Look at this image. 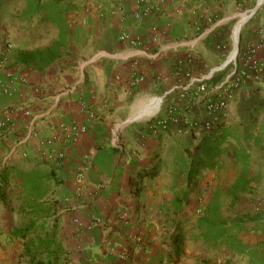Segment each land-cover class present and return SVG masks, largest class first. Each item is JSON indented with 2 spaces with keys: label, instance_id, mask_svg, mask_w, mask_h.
Returning <instances> with one entry per match:
<instances>
[{
  "label": "crops",
  "instance_id": "0c3cea01",
  "mask_svg": "<svg viewBox=\"0 0 264 264\" xmlns=\"http://www.w3.org/2000/svg\"><path fill=\"white\" fill-rule=\"evenodd\" d=\"M258 3L79 0L77 10L66 15L71 34L45 65L23 57L46 51L56 40L47 22L21 20L30 42L20 36L4 63L10 40L0 29V169L8 172L0 199V264L28 263L25 241L10 233L28 223L15 224L26 214L27 199L17 173L32 169H39L48 187L44 199L52 208L46 225L55 223L60 264H200L204 256L187 254L188 242L178 254L173 249L183 216L198 198L186 180V149L196 150L198 138L182 124H156L174 102L171 97L152 111L148 105L186 81L187 69L196 74L220 62L230 19ZM261 5L243 26L241 59L254 47V56L264 61ZM192 112V119L201 117L202 110ZM216 118L230 135L218 163L227 154L238 168L225 181L228 197L244 168L247 187L236 199L246 206L264 192V78L245 83ZM117 122L123 124L122 148L110 143ZM256 231L263 237L249 244L264 240ZM237 256L223 248L209 264H251Z\"/></svg>",
  "mask_w": 264,
  "mask_h": 264
},
{
  "label": "trees",
  "instance_id": "16d2710c",
  "mask_svg": "<svg viewBox=\"0 0 264 264\" xmlns=\"http://www.w3.org/2000/svg\"><path fill=\"white\" fill-rule=\"evenodd\" d=\"M9 0H0V10L5 7ZM23 1V8L19 12L20 20L33 21L35 18L47 22L57 31V38L46 51L34 54L28 53L23 58L26 61L37 60L40 65L51 62L58 53V47L65 44L66 38L71 34L67 13L77 10L79 0H13ZM39 53V54H38ZM223 72L213 75L207 80L208 84L216 82L222 77ZM224 121H217L210 131L204 132L198 137L195 145L196 150L187 147L189 164L186 171L188 185H195L194 180L199 178L201 172L214 169L218 164V158L224 151V142L229 133L224 129ZM239 152L235 150V156ZM243 168L236 181L229 187V193L233 195L232 200H236L237 194L247 187L244 181ZM18 185L27 193L25 199L26 207L23 211L28 215H34L32 221L23 227L12 230L10 237L21 238L24 242V255L28 258L27 264H60L62 249L55 239V223L50 227L46 223L51 220L45 213L52 208L50 202L44 199L48 187L45 178L40 174L39 169L21 171L17 173ZM8 184V172L4 168L0 169V199L3 198L5 187ZM215 194L202 207L201 213L196 219V226L199 228L197 239L204 240L207 247L226 246L234 255L247 257L251 264H264V240L255 244L244 242L240 233L247 230H259L264 233V214L260 211L255 213L237 212L235 214H225L219 204ZM31 208V210H29ZM39 224V225H37ZM50 228V229H49ZM36 230L38 233L35 234ZM185 242V232L177 231L173 240V249L179 253L181 245Z\"/></svg>",
  "mask_w": 264,
  "mask_h": 264
},
{
  "label": "built area",
  "instance_id": "2783aa9c",
  "mask_svg": "<svg viewBox=\"0 0 264 264\" xmlns=\"http://www.w3.org/2000/svg\"><path fill=\"white\" fill-rule=\"evenodd\" d=\"M259 6L260 3L234 14L228 46L220 62L209 66L201 73L191 75L187 73L186 81L179 82L162 95L156 96L160 104L169 97L174 100L166 107L163 116L156 120L157 125L167 129L171 125L182 124L187 131L192 132L198 138L204 132L210 131L213 124L219 121L216 116L222 115L227 104L245 83L264 78V61L254 56V47H251V55L241 59L243 26L253 19ZM10 46V43H6L3 52ZM220 72H223L220 79L212 84L207 83L208 79ZM196 108L202 110L201 119L196 118L192 121L190 114ZM209 115L214 117L211 118ZM122 127L123 124L117 122L111 129L110 143L116 148L123 146ZM62 155V152L56 153L57 157H62Z\"/></svg>",
  "mask_w": 264,
  "mask_h": 264
},
{
  "label": "rangeland",
  "instance_id": "374dc122",
  "mask_svg": "<svg viewBox=\"0 0 264 264\" xmlns=\"http://www.w3.org/2000/svg\"><path fill=\"white\" fill-rule=\"evenodd\" d=\"M259 0H256V3H258ZM7 4L5 7H2L0 10V29L3 31V36L6 38V36H9V40L6 43H10L11 46L9 49L5 50V57L1 61V63H4V60H7L8 51L13 49V44L15 43L20 36L26 35L27 41H24L25 43L30 42L29 37V31L28 29L21 24V20L18 18L19 12L23 8V1H13L9 0L6 2ZM260 3V2H259ZM264 5V2H262V5ZM234 18H231L230 20L233 21ZM26 28V29H25ZM44 31V30H43ZM5 43V44H6ZM3 65V64H2ZM213 64L207 65L204 69H202L199 72L194 73H201L205 71L209 66ZM3 67H6V64L3 65ZM184 75L186 78L188 77L187 73L190 75L193 74V71L191 69H187L185 71ZM160 103V102H159ZM193 114V112H191ZM191 117V115H190ZM192 119V117H191ZM196 118L192 119L195 120ZM201 117H197V120H200ZM190 134H193L192 132H189ZM238 172V168L232 164L231 160H229V156L223 158L222 163H218V165L211 170H205L204 172H201L199 178L194 180L195 185H193L192 189H194L198 193V198L194 200L196 202V205H193V200L191 204V211L189 214H187L184 218V221H182V229L185 232V242H188L186 244V252L188 254H197L198 257L204 256V259H199L200 264H209V262L214 259L216 260L217 257H220L222 255L223 248H226V246H212L207 247L204 240L197 239L196 235L199 232V228L196 226V219L201 213L203 205L208 202L210 199L208 198L210 196V192L213 191L214 194L219 197V204L221 210L225 214H235L237 212H250L255 213L257 210H261L264 212V192L257 194L255 199H251L247 202L246 206H244V201L241 200H232L228 197V188H227V178L232 179L233 176H235ZM184 181V180H183ZM261 187V186H259ZM257 189V188H256ZM259 190H262L261 188ZM193 191V190H192ZM193 195V194H192ZM190 203V201H189ZM12 205V203H10ZM189 209V207H188ZM31 216L28 214H23L18 217V220L15 224L21 223L24 225L26 222L30 221ZM38 233L36 230L35 234ZM241 238H243L244 242H255L258 238L263 237V234L260 232H257L256 230H247L242 231L240 233ZM184 242V243H185ZM241 257V256H237ZM239 259V258H238Z\"/></svg>",
  "mask_w": 264,
  "mask_h": 264
},
{
  "label": "bare ground",
  "instance_id": "6f19581e",
  "mask_svg": "<svg viewBox=\"0 0 264 264\" xmlns=\"http://www.w3.org/2000/svg\"><path fill=\"white\" fill-rule=\"evenodd\" d=\"M259 2L260 3H262V2H264V0H259ZM159 99L158 98H153L152 100H151V102L149 103V105H148V109L149 110H153V109H156V108H158V106H159Z\"/></svg>",
  "mask_w": 264,
  "mask_h": 264
}]
</instances>
